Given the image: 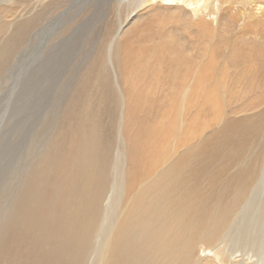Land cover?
Instances as JSON below:
<instances>
[{"label": "bare ground", "instance_id": "obj_1", "mask_svg": "<svg viewBox=\"0 0 264 264\" xmlns=\"http://www.w3.org/2000/svg\"><path fill=\"white\" fill-rule=\"evenodd\" d=\"M91 1L0 0V85L24 65L56 71L105 18ZM106 3L116 24L94 86L114 134L89 95L67 141L47 140L4 208L0 264H236L263 251L264 0Z\"/></svg>", "mask_w": 264, "mask_h": 264}, {"label": "rangeland", "instance_id": "obj_2", "mask_svg": "<svg viewBox=\"0 0 264 264\" xmlns=\"http://www.w3.org/2000/svg\"><path fill=\"white\" fill-rule=\"evenodd\" d=\"M107 1L108 0H94L90 2L89 6H87V12L90 13V15L95 12V9H97L96 6H94L96 3L98 6H100V10H106L107 14L103 16L105 18L98 16L96 18V26L94 25V28L87 30L86 34H77L76 37L74 36L75 40L73 44H71V42L69 44L70 46L65 49L62 55L56 54V57L58 56L57 59H60L61 62H59L58 66L56 67V71L52 67L49 75H47L48 71L46 72L45 70H41V72L38 73L37 68L34 70L31 68L32 72L29 73V68H27L29 66L24 65L25 67H22L20 72L18 71L17 75L14 74L11 75V77L10 72H8L9 74L7 75L8 77L10 76L9 79L11 81L8 80L7 83H2L0 85V220L4 213V208H6L8 202L14 196L16 188L23 177L22 175H24L23 173L29 164L32 163V159L41 153V150L44 149V145L47 143L49 138L55 137L56 139V136L59 135L58 139H60L61 142L67 141L69 133L71 134V132L74 131L79 123L82 115L81 112L85 108L84 104L85 101L89 99V95L91 97V105L94 106V109L99 114L100 125L105 129L104 135L108 137L111 135L110 133L113 132L110 131L108 123L111 122V118L114 119L116 117L112 116L109 107L107 108L104 105L105 102L101 100L100 96V93L103 92L105 88L101 90L100 86H98L100 89L94 86L96 80L98 79V75L101 73L100 57L102 48L100 45L103 47L102 43L106 41L107 38H109L108 35L110 36V34L114 33L113 29L116 24V20L113 18L115 13L111 10L113 4H108L106 3ZM73 11L74 12H72L68 18H65L66 20L64 23L71 17L76 16L79 10ZM78 17L79 18H77L76 22L81 24L84 19L80 14ZM65 35L66 34L59 37L58 41L54 40V44L59 43L62 40V37L68 36ZM99 41L101 43L100 45L98 44ZM40 42L41 39L39 44ZM95 43L96 45L94 46ZM86 46L91 47L88 48ZM37 48L38 45L35 44L34 49L28 51L30 52L29 56L37 52ZM50 49L51 47L44 49L43 53L41 54V58L45 59L48 57V55H50L52 52ZM97 49H99V51ZM96 50L98 51V55L96 54ZM93 55L96 56L95 59H93ZM59 56H61V58ZM56 57L53 59V61L56 60ZM98 58V62H94V60L97 61ZM55 63H57V61ZM89 64L91 65L88 66ZM87 67L89 68L88 71ZM24 68L27 70H23V72L26 73L29 71L26 73V78L24 77V73L21 72ZM33 68H35V66H33ZM39 78L42 79L40 80ZM79 78L81 79V82L84 81L86 83L79 82L77 84L76 82L80 81ZM18 79L22 80L24 85L18 87L14 94L9 95L13 86L18 85L17 83L20 82ZM24 81H27V84L24 83ZM40 83H43L42 86ZM75 83L77 84L76 88ZM35 87H38V89H35ZM70 93L75 94L72 95L73 100L71 99L72 97H70ZM77 96L80 97L78 98ZM3 100L4 102H2ZM67 101H70L71 103H67ZM66 107H70L71 109H67ZM106 123L107 125L105 126ZM113 134L114 132L112 133V136ZM204 255L206 254H202L201 256L203 257ZM236 256V264H238L240 261L242 262H240L241 264H264V249L257 254L256 252L251 254L246 253V255L240 256L242 257V260L238 255Z\"/></svg>", "mask_w": 264, "mask_h": 264}]
</instances>
